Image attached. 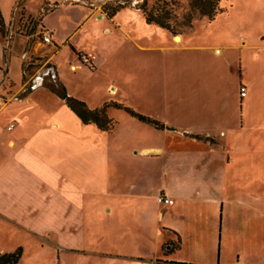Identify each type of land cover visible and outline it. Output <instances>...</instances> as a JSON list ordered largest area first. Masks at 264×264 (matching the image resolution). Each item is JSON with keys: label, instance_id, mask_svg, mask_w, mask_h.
I'll list each match as a JSON object with an SVG mask.
<instances>
[{"label": "crops", "instance_id": "1", "mask_svg": "<svg viewBox=\"0 0 264 264\" xmlns=\"http://www.w3.org/2000/svg\"><path fill=\"white\" fill-rule=\"evenodd\" d=\"M26 3L0 0L6 26V35H0V71L4 73L1 83L7 85L3 95L8 96L6 103L0 97V221L29 233L41 245L51 239L46 246L54 248L57 264H77L79 256L123 264L175 262L159 255L161 247L172 253L168 243L175 240V233L181 239L180 248L187 243L202 256L196 264H211L217 236V148H226L220 140L224 132L217 134V123L231 113L239 120L250 116L255 108L248 93L239 110L231 95L217 87V71L201 74L197 89L181 90L173 88L172 74H166L171 87L163 94L168 100L165 112L135 110L160 121L165 129L115 113L111 107L108 115L115 119L119 114L127 127L123 132H103L84 124L52 86L64 87L67 97L91 109L120 102L109 98L96 106L71 95L53 55L45 54L52 82L47 84L45 77L34 83L23 81L29 37L21 32L22 18H34ZM53 3L55 14L60 4ZM127 9L142 13L136 7ZM87 15L77 30L93 18L92 6ZM41 25L52 34L53 44L56 27L45 20ZM180 38L177 45L184 41V36ZM171 43L174 47L173 36ZM69 45L78 56L71 71L87 64L98 66L95 51ZM209 48L222 52L217 45ZM114 88L116 93L109 94L116 98L121 91L116 83L108 90ZM11 124L15 127L9 130ZM161 196L173 203H160ZM22 248L16 251L21 249L22 254Z\"/></svg>", "mask_w": 264, "mask_h": 264}, {"label": "rangeland", "instance_id": "2", "mask_svg": "<svg viewBox=\"0 0 264 264\" xmlns=\"http://www.w3.org/2000/svg\"><path fill=\"white\" fill-rule=\"evenodd\" d=\"M25 1L34 17L22 18L21 32L32 33L27 62L33 61L34 68L28 74V82L34 83L43 77L48 79L47 84L54 80L45 57V54L53 55L52 61L71 95L96 106L110 98L136 111L154 114L164 113L166 109L168 100L163 94L171 87L167 85L166 74H172L173 88L181 90L197 89L201 86V74L217 71V87L226 90L227 96L231 95L239 110L246 99L240 87L244 82L254 111L240 120L231 113L217 123V134L224 132L220 140L226 148H217V236L210 263L264 264V0H222L223 12L213 22L195 18L191 28L184 25V17L190 12L188 2L168 0L177 36H184L183 43L177 45L182 41L178 42L171 34L174 47L170 33L149 25L139 11L126 8L112 21H100L108 18L104 5L109 0H54L60 4L55 14H52L53 0ZM142 1L134 0L133 5ZM157 1L149 0V7ZM89 6H92L93 18L77 30V24L87 18ZM39 19L38 27L32 29L30 20ZM44 20L57 29L53 44L43 42L48 32L41 25ZM106 28L109 33H104ZM70 36L69 43L78 49L97 53V67L87 64L82 70L71 71L78 56L65 43ZM214 45L222 52L212 51L209 46ZM23 54L24 50L22 59ZM3 79L4 73L0 71L1 103H6L8 96L3 94L7 85L1 83ZM114 83L121 91L116 98L108 90ZM118 111L128 114L116 108L115 113ZM115 120V131L127 127L119 114ZM43 241V246L52 242L49 238ZM42 245L29 233L0 221V253L23 247L19 264H57L54 248ZM159 255L177 263L196 264L202 259L187 243L169 254L161 247ZM76 262L123 264L112 259L92 262L82 256Z\"/></svg>", "mask_w": 264, "mask_h": 264}, {"label": "trees", "instance_id": "3", "mask_svg": "<svg viewBox=\"0 0 264 264\" xmlns=\"http://www.w3.org/2000/svg\"><path fill=\"white\" fill-rule=\"evenodd\" d=\"M179 2V0H172L173 2ZM188 2L190 12L184 17V25L188 28L192 27L193 20L195 18L207 19L213 22L216 17L223 12L221 6L222 0H186ZM134 0H109L104 8L107 11V16L112 19L121 10L131 7L139 9L150 25H156L161 29L167 31L170 34L177 36L176 26L174 22V14L171 8H169L170 2L168 0H158L155 5L149 7V0H143L142 2L133 5ZM21 6V3L18 7ZM32 23V29L38 27L39 20H30ZM0 35H6V26L0 10ZM32 33L28 34L29 43L27 46V52L29 50L32 38ZM34 68L33 61L29 63L27 60L23 62V81H28V74ZM52 91L55 92L61 99H65L68 107L81 119L84 124H93L99 130L106 133H113L116 130L117 121L108 115V110L111 107L122 109L126 111L131 117H134L146 124H149L157 129H165V125L160 121L153 119L149 116L142 115L136 112L134 109L127 107L123 104L116 102L105 103L102 107L97 109H91L83 101H80L74 97H67V92L64 87L52 86ZM198 139H204L200 136H196ZM175 240L170 241V251H175L180 248L181 239L175 233ZM21 258V249L14 253L0 254V264H18ZM165 264H188L177 262H166Z\"/></svg>", "mask_w": 264, "mask_h": 264}, {"label": "built area", "instance_id": "4", "mask_svg": "<svg viewBox=\"0 0 264 264\" xmlns=\"http://www.w3.org/2000/svg\"><path fill=\"white\" fill-rule=\"evenodd\" d=\"M52 40H53L52 34L50 32H46L44 34V36H43V42L45 44H51L52 43ZM82 59H83V61H85V63H88L89 62V59H88L87 56H82ZM246 94H247V89L244 86L241 87V95H242V97H245ZM14 127H15V124H11L8 129L9 130H12ZM159 202L162 203V204L170 205V204L173 203V200H171V199H169L167 197L161 196L159 198Z\"/></svg>", "mask_w": 264, "mask_h": 264}, {"label": "bare ground", "instance_id": "5", "mask_svg": "<svg viewBox=\"0 0 264 264\" xmlns=\"http://www.w3.org/2000/svg\"><path fill=\"white\" fill-rule=\"evenodd\" d=\"M178 41H181V38H180V36H179V39H178ZM111 91H112V93H116V89H115V88H114V89H112Z\"/></svg>", "mask_w": 264, "mask_h": 264}, {"label": "water", "instance_id": "6", "mask_svg": "<svg viewBox=\"0 0 264 264\" xmlns=\"http://www.w3.org/2000/svg\"><path fill=\"white\" fill-rule=\"evenodd\" d=\"M176 39L178 40L179 39V36H176Z\"/></svg>", "mask_w": 264, "mask_h": 264}]
</instances>
